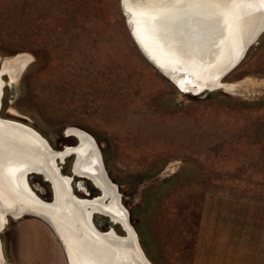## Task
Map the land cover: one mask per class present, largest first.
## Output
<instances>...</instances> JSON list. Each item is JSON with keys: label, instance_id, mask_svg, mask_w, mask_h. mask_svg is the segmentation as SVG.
Returning a JSON list of instances; mask_svg holds the SVG:
<instances>
[{"label": "rangeland", "instance_id": "374dc122", "mask_svg": "<svg viewBox=\"0 0 264 264\" xmlns=\"http://www.w3.org/2000/svg\"><path fill=\"white\" fill-rule=\"evenodd\" d=\"M177 31L167 43L196 56L201 50ZM20 54L29 59L16 78L2 75L0 118L29 127L57 151L77 143L65 129L91 135L152 264H188L204 190L264 194V176L256 179L264 168V31L223 77L231 90L193 95L142 55L119 0H0V68ZM72 162L64 159L63 173L71 175ZM27 180L50 200L40 176ZM85 183L90 197L99 195ZM93 221L125 236L106 216ZM0 242L4 264H66L38 218L9 217Z\"/></svg>", "mask_w": 264, "mask_h": 264}, {"label": "bare ground", "instance_id": "6f19581e", "mask_svg": "<svg viewBox=\"0 0 264 264\" xmlns=\"http://www.w3.org/2000/svg\"><path fill=\"white\" fill-rule=\"evenodd\" d=\"M122 4L129 13L131 29L142 49L173 77L182 92L194 94L199 89L191 84L203 85L211 90H231L232 86L222 83L223 78L218 81L216 77L264 25V0H122ZM184 17L191 20H184ZM177 29L186 42L201 50L196 56L179 53L174 48L176 46L167 43V40L175 41L168 32L174 33ZM28 59L26 54H20L2 62L0 93L2 74H7L10 80L15 79ZM65 132L77 141L75 146L62 149L77 151V157H73L72 162L74 169L77 172L90 170L93 158L95 155L98 157L97 142L77 128H68ZM60 151L52 149L29 127L0 118V198L4 203L13 207L16 195L47 202L30 189L27 179L30 173L40 170L39 166L44 170L50 168L49 162L53 165V157ZM103 167V173L107 174ZM12 170L16 172L15 182L10 178ZM92 180L96 184L102 181L97 174ZM112 183L107 181L104 195L92 201L84 212L87 222L84 213L82 215L68 200L62 199L55 211L48 212L54 229L64 243L66 253L61 248L66 264H152L140 247L137 234L129 222V212L121 204V195ZM78 185L79 189L82 188L81 182ZM81 202L86 203L84 199ZM11 213L1 216L2 224L5 225L9 217L16 219L14 211ZM94 214L106 216L112 224L120 225L125 236L117 235L113 228L106 231L97 229L90 221L92 215L94 222ZM129 250L132 252L127 255L125 251ZM3 261L0 259V264H4Z\"/></svg>", "mask_w": 264, "mask_h": 264}, {"label": "crops", "instance_id": "0c3cea01", "mask_svg": "<svg viewBox=\"0 0 264 264\" xmlns=\"http://www.w3.org/2000/svg\"><path fill=\"white\" fill-rule=\"evenodd\" d=\"M197 210L188 264H264L263 193L206 189Z\"/></svg>", "mask_w": 264, "mask_h": 264}, {"label": "water", "instance_id": "95a60500", "mask_svg": "<svg viewBox=\"0 0 264 264\" xmlns=\"http://www.w3.org/2000/svg\"><path fill=\"white\" fill-rule=\"evenodd\" d=\"M119 3H120L121 12H122V15L125 19V24L128 28L129 34H130L133 42L135 43V45L139 49V51L167 80L172 82L178 90L182 91V88L173 79V77L167 71L163 70V68H161L142 49V47L140 46V44L137 41L136 36L134 35V33L131 29V23L129 21V18H130L129 13L124 9L123 4H122V0H119ZM262 31H264V25H261V27L252 36V38L245 44V46L243 47V49L241 50L239 55L235 59H233V61L231 63H229L222 70V72L216 77L217 78L216 80L219 81L220 79H222L227 73H229L233 68H235L239 64V62L244 57L247 49L249 48V46L252 45L254 42H256L257 38L259 37V35L261 34ZM179 73L182 74L184 72H179ZM2 86H3V82L1 84L0 104H1V96H2ZM191 86H195V88L199 89L196 94L191 93L193 95H197V94L203 93L205 91H212L213 90V89L211 90V89H209L203 85L198 87L197 84H195V85L191 84ZM65 131H66V129H65ZM66 135H70V134H66ZM72 155L74 158H76L77 157V151L76 150L65 151V149H64V150L60 151L59 154H57L56 156L53 157V160H54L53 165L51 162H49L50 168L48 167V169L44 170V169H42L41 166H39V168H40L39 171L33 170L34 172L30 173V175L35 174V175L40 176L41 179L49 185V188L51 190V198H50V200H46L47 202L42 203L41 201H37L35 199H32L30 196L27 198H25V197L21 198V196L16 195V201L14 202L15 205L13 207H9L4 203L3 199L0 198V231L5 226L4 224L1 223V216L6 217L7 215H10V214L12 215V213H11L12 211H14V213H15L14 215H16V219L25 218V217H35V218L42 220L52 230V232L55 234L58 242L60 243L61 247L63 248V251L66 253L64 243L61 240V238L59 237L56 230L54 229L55 227L52 224L51 217L48 216V212L49 211L50 212L55 211L58 208V203H61V201L63 199V200L70 201L72 203V205L74 206V208L80 210L82 215H83V213L87 210V208H89L91 206L92 201H94L95 199L102 197L104 195L105 185H106L107 181L111 182L110 181L111 178H109L106 173H103L104 172V167H103L104 161H103V156H102L101 150H99V148H98V157L95 155V157L93 158V161L90 165L91 166L90 170L81 169L82 172L81 171L77 172L74 169L73 164H72L71 165V175H67V174L62 172L61 163L64 161L65 158L72 156ZM57 162H59L60 164L58 165ZM87 171H88V173H87ZM12 172L13 173L10 172V178H11L12 182H15L14 176L16 175V172L13 170H12ZM96 174L98 176H100L101 180H102L101 182L96 180L98 182V184L94 183V181L92 180L93 175H96ZM26 175H27V173H26ZM86 181H89V182L92 181L91 184H93L94 188H96L100 194L90 197L91 196L90 191L87 189V186L85 184ZM80 182L82 183V188L84 189L81 191L85 195L82 198L84 199V201L86 203L81 202V199H76V197H75V195H77V194L75 193L74 189H76V191H79V185L80 184L78 185V183H80ZM115 188H116V190H118L117 184H115ZM84 218H85V221L87 222V217H86L85 213H84ZM91 218H92V215H91ZM91 218H90V221H91L92 225H94L98 229V227L95 225V223L92 222ZM12 219H15V218H12ZM111 228H113V227H111ZM89 232L93 236H96L92 230L89 229ZM131 252H132V250L131 251L130 250L125 251V253L127 255ZM127 255H126V257H127ZM0 259L4 260L3 259V252L1 249V242H0Z\"/></svg>", "mask_w": 264, "mask_h": 264}, {"label": "flooded vegetation", "instance_id": "af4514ba", "mask_svg": "<svg viewBox=\"0 0 264 264\" xmlns=\"http://www.w3.org/2000/svg\"><path fill=\"white\" fill-rule=\"evenodd\" d=\"M77 144V143H76ZM27 182H28V180H27ZM29 184V183H28ZM86 184V183H85ZM87 186V185H86ZM88 188V187H87ZM80 190H83V188H81ZM79 190V191H80ZM90 195H91V191H90ZM109 219V218H108ZM129 220V219H128ZM112 223V222H111ZM132 226V225H131ZM122 229V228H121ZM123 230V229H122ZM115 231V230H114ZM116 232V231H115ZM124 232V231H123ZM124 234H125V232H124Z\"/></svg>", "mask_w": 264, "mask_h": 264}, {"label": "trees", "instance_id": "16d2710c", "mask_svg": "<svg viewBox=\"0 0 264 264\" xmlns=\"http://www.w3.org/2000/svg\"><path fill=\"white\" fill-rule=\"evenodd\" d=\"M45 185H46L47 189H49V185L47 183ZM89 190L91 191V188Z\"/></svg>", "mask_w": 264, "mask_h": 264}]
</instances>
